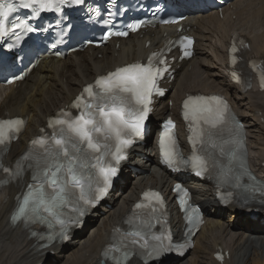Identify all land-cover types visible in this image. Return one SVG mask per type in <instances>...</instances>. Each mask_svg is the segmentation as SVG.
<instances>
[{
	"label": "bare ground",
	"instance_id": "1",
	"mask_svg": "<svg viewBox=\"0 0 264 264\" xmlns=\"http://www.w3.org/2000/svg\"><path fill=\"white\" fill-rule=\"evenodd\" d=\"M222 14L223 19L214 12L192 17L186 22L190 26L189 32L197 40L195 57L190 63L180 65L171 85L173 91L159 103L152 120L174 115L186 93L222 92L244 124L250 167L264 179V93H260L253 83L246 89L232 84L226 55L228 42L239 35L248 43L243 59H259L264 65V0H235L222 9ZM163 32L173 35V28L145 33L142 39L132 36L120 41L118 50L113 42L97 51L87 49L72 54L63 61L43 62L18 88L0 91V118H27L24 133L11 145L4 162L14 163L30 138L45 125L46 119L67 106L83 85L116 66L144 57L154 44H161ZM146 41L151 42L147 49L143 47ZM243 72L251 78L245 69ZM168 99L173 103L171 108L167 105ZM178 133L182 138L180 128ZM153 144L154 141L150 147L132 150L130 162L121 174L119 191L117 189L109 200L94 210L84 228L73 232L72 240L66 244L46 245L38 240V236L31 237L37 227L29 232L10 220L30 176L26 175L15 185L5 186V178L0 174V264H100L101 252L109 244L112 229L122 226L138 194L146 187H152L162 191L169 200V189L179 180L178 176H170L158 168ZM132 169L141 172L135 175ZM146 172L150 174L147 176ZM186 186L191 191L192 201L204 212L205 224L195 235L191 255L187 253L190 257H184L180 264H219L212 256L221 248L229 254L223 264H264V198H249L258 212V216L250 217L244 216V210L238 207L222 209L213 198L211 186L196 181ZM172 209L170 207V211ZM225 215L229 220L224 223ZM85 229L87 235L83 236ZM174 233L178 238L181 236L179 226ZM49 252H54L52 258H49ZM237 254L239 259L235 260ZM129 264L140 263L132 260Z\"/></svg>",
	"mask_w": 264,
	"mask_h": 264
},
{
	"label": "snow or ice",
	"instance_id": "2",
	"mask_svg": "<svg viewBox=\"0 0 264 264\" xmlns=\"http://www.w3.org/2000/svg\"><path fill=\"white\" fill-rule=\"evenodd\" d=\"M84 2L85 0H19L17 5L14 0H0V39L7 37L9 33L15 34L14 30L17 28H23L28 32L33 30L24 20L13 19L18 6L31 9L33 15L38 16L44 11L60 12V5L79 6ZM139 26V23L129 24L128 28L135 31ZM190 43L189 40L188 44ZM230 51L235 52V46ZM156 55L153 54L146 65L133 64L118 68L107 76L98 78L93 85L85 87L73 102V107L80 109L78 116L69 117L66 112L57 114L56 118L48 122V127L53 129L50 138L41 137L31 141L29 152L21 159L29 162L27 167L32 170V183L27 185L23 199L12 216L13 222L23 219L26 224L39 222L51 226V222L55 221L60 226V232L55 235L66 239L68 221L62 218L64 216L62 209L71 206L73 212L82 216L86 207L94 205L104 196L117 174V167L111 161H106L105 157L110 156L115 165H119L124 159V149L133 142L132 137H140L145 131L153 91L163 94L156 85L167 72V68L153 64ZM184 55L191 53L185 51ZM158 63L165 65L167 62L159 59ZM232 63H236L235 58L232 59ZM233 77L239 82L235 72ZM259 80L261 88H264V73L259 74ZM183 108L184 119L189 122L188 128L191 133L188 136L193 150L190 162L196 175L201 176L209 167H215L214 152L210 151L215 149L219 151L221 157L227 155L229 158V167L221 172L222 178L232 179L234 181L232 186L239 188L242 186L241 179L247 177L251 191L264 193V184L256 182L247 172L244 159L239 154L242 140L225 141L224 143L235 145L226 151L224 145L217 144L214 139L212 129H216L226 118L227 106L223 101L216 96L208 98L190 96L184 101ZM23 125L24 121L19 118L0 119V152L7 150V145L17 137ZM173 128L172 121H167L159 138L162 162L170 168L189 163L178 155ZM197 145L200 147L197 148ZM32 146H38L40 150ZM234 163L238 164L239 172L234 171L231 166ZM23 170L19 163L15 173L7 167L3 168L5 173L15 176H20ZM176 191H183L179 184ZM187 195V192H183V197ZM183 197L180 204L182 210L186 212L185 220L190 225L194 224L197 209L186 208L187 201ZM143 199L149 201V204L137 203L134 212L136 209L149 207L153 200L163 207V201L157 193L146 192ZM151 211L155 213L157 208L152 206ZM70 220L75 223L77 217H71ZM153 226L151 219L140 222L141 228L150 229ZM115 231L119 232V229ZM127 237L144 238L140 230L128 233ZM127 237L125 238L127 242H122L121 247L114 246L109 249L120 253L119 256L112 257L114 264H125L133 254L144 259L145 264L148 261L163 264L167 253L174 248L179 251V248L183 247L159 245L147 250L149 245L145 240L143 244H139V248L147 250L145 255L136 251L138 240ZM153 238L160 239L159 236ZM49 239L53 237L50 236Z\"/></svg>",
	"mask_w": 264,
	"mask_h": 264
},
{
	"label": "rangeland",
	"instance_id": "3",
	"mask_svg": "<svg viewBox=\"0 0 264 264\" xmlns=\"http://www.w3.org/2000/svg\"><path fill=\"white\" fill-rule=\"evenodd\" d=\"M226 216H227V215H226ZM225 219H226V220H225ZM223 220H224V223H225V221L227 222V221L229 220V217H228V216H227V218L224 217ZM223 220H222V221H223ZM232 224H233V223H232ZM84 235H87V233H85ZM84 235H83V236H84ZM190 255H191V252H190ZM238 255H239V254H237V257H236L235 260L239 259V258H238ZM187 257H190V256H186V258H187ZM183 260H184V259H183ZM181 262H182V260H181L178 264H180ZM182 264H183V263H182Z\"/></svg>",
	"mask_w": 264,
	"mask_h": 264
}]
</instances>
